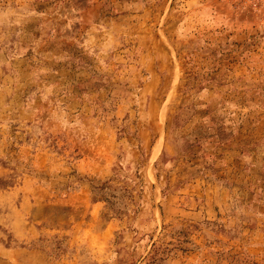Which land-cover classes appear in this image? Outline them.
<instances>
[{
  "label": "rangeland",
  "instance_id": "obj_1",
  "mask_svg": "<svg viewBox=\"0 0 264 264\" xmlns=\"http://www.w3.org/2000/svg\"><path fill=\"white\" fill-rule=\"evenodd\" d=\"M0 264H264V0H0Z\"/></svg>",
  "mask_w": 264,
  "mask_h": 264
}]
</instances>
